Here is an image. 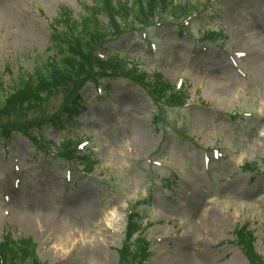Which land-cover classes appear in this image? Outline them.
Listing matches in <instances>:
<instances>
[{
  "label": "rangeland",
  "instance_id": "1",
  "mask_svg": "<svg viewBox=\"0 0 264 264\" xmlns=\"http://www.w3.org/2000/svg\"><path fill=\"white\" fill-rule=\"evenodd\" d=\"M211 1L173 0L202 12L182 21L168 9L155 28L117 18L113 31L126 35L105 46L183 83L187 107L157 104L123 77L102 79L103 89L111 84L105 93L91 79L78 93L84 112L60 137L47 126L30 133L38 143L23 132L0 135V245L30 241L39 264H121L128 215L138 211L152 264H249L236 245L240 228L264 259V0ZM97 2L0 0V99L47 71L61 12L80 22ZM53 91L41 109L11 112V124L51 119L68 96L66 88ZM5 123L0 117V128ZM61 139L84 143L79 152L97 163L91 176L70 166L68 178L56 157Z\"/></svg>",
  "mask_w": 264,
  "mask_h": 264
},
{
  "label": "trees",
  "instance_id": "2",
  "mask_svg": "<svg viewBox=\"0 0 264 264\" xmlns=\"http://www.w3.org/2000/svg\"><path fill=\"white\" fill-rule=\"evenodd\" d=\"M169 5L173 9V17L176 19H182L191 12L188 7L180 9L175 7L173 0H135L131 5L121 0L114 2L112 0H98L96 5L87 11L86 16L77 22L71 12L64 9L60 18L64 21V25L59 22L56 24L59 29L54 33L52 39L51 50L56 51V54L52 57L49 66L46 67V73L41 72L39 76L20 83L12 96L3 95V98L0 99V117L8 125L0 128V135L8 138L13 132H23L25 135L32 136L30 133L33 130L44 126L59 128L68 120L70 121L73 114L79 113L82 104L78 93L84 86L91 79L98 83L103 78L111 77L109 73L112 72H114V76L125 77L139 83L158 103L165 102L172 106L182 105L186 101L185 96L177 95L175 88L166 82L162 76L142 72L137 66L131 67L128 64H123L119 60L121 57L117 55L109 56L107 62H101L92 57V49L96 45L105 42L106 39L108 41L111 37L115 38L123 34L122 31L117 30V35H115L113 31V24H116L114 15L122 18L132 17L135 22L143 24L155 15L163 14ZM102 18L106 19L107 25L102 21ZM94 62L100 68L97 73L99 76L94 72ZM39 79H42V83ZM44 84L45 86H43ZM65 88L68 89L65 105L51 119L46 120L47 118L43 115L36 124H23L20 127L17 123L11 124V112L20 114V112L41 109L42 103L45 101L43 100L44 94L48 93L49 96H52V92H55L53 90ZM42 120L46 121L41 122ZM154 120V126L157 128V118L155 117ZM31 140L38 143L35 137ZM74 147L75 143L71 144L69 141H65L60 146L59 155L70 161L74 160ZM80 163L85 169H91V164H94V161L90 157L83 156ZM141 230V219L136 216L131 219L128 228V244L132 245L125 246V256L122 257L124 259L122 263L146 264L149 259L150 244L147 239L142 236H139L138 241L133 239L134 236L140 235ZM238 237L251 264H264L263 259L257 256L252 247L255 241L254 236L244 229L238 233ZM5 258L6 263L4 262ZM0 264H39L36 259V245L30 241L5 242L0 251Z\"/></svg>",
  "mask_w": 264,
  "mask_h": 264
},
{
  "label": "bare ground",
  "instance_id": "3",
  "mask_svg": "<svg viewBox=\"0 0 264 264\" xmlns=\"http://www.w3.org/2000/svg\"><path fill=\"white\" fill-rule=\"evenodd\" d=\"M147 142H148V140H147ZM53 222L54 223H57V224H61L60 223V220L59 219H57V218H54L53 219ZM41 229H43V228H41ZM65 231H63V233H64ZM70 237V236H69ZM68 238V237H67ZM69 242V240L68 239H65L64 238V236L61 234V237L59 238V243H61V245H66L67 243ZM183 263V261L182 260H179L177 263ZM190 262H191V260H190ZM236 263V261L234 262V264Z\"/></svg>",
  "mask_w": 264,
  "mask_h": 264
}]
</instances>
